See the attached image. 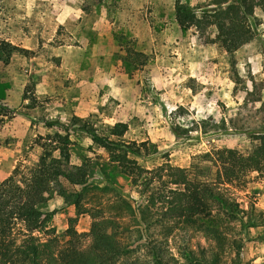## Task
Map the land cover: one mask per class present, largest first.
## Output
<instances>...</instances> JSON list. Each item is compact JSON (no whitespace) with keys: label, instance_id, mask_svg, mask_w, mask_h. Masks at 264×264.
I'll return each mask as SVG.
<instances>
[{"label":"rangeland","instance_id":"obj_1","mask_svg":"<svg viewBox=\"0 0 264 264\" xmlns=\"http://www.w3.org/2000/svg\"><path fill=\"white\" fill-rule=\"evenodd\" d=\"M177 2L199 13L212 8L210 0L0 1V44L28 51L0 56V115L10 111L0 116V182L18 164L37 161L35 140L55 133L46 126L55 119L127 124L126 142L149 144V153L137 159L149 170L164 162L193 169L203 166L201 156L220 149L253 150L255 136L264 133V7L255 10L258 38L232 57L221 41L209 42L214 29L205 36L182 31ZM74 140L96 150L88 137ZM86 150L82 154L95 159ZM96 153L103 155L98 162H107ZM81 163L78 156L71 160ZM108 170L109 181L92 173L84 190L63 181L70 193L82 195L79 208L51 193L44 209L52 213L50 236L63 245L70 228L87 235L99 212L122 225L120 264H155L154 247L169 264H212L215 243L183 222L163 223L153 211L144 216L138 187ZM231 193L242 209L254 204L263 224H237L229 237L242 241L240 257L220 252L216 264H264V173H251Z\"/></svg>","mask_w":264,"mask_h":264},{"label":"trees","instance_id":"obj_2","mask_svg":"<svg viewBox=\"0 0 264 264\" xmlns=\"http://www.w3.org/2000/svg\"><path fill=\"white\" fill-rule=\"evenodd\" d=\"M208 7L212 8L199 13L189 3L177 2L175 18L181 30L194 29L205 36L214 29L217 35L209 42L221 41L232 57L258 38L255 10L264 7V0H210ZM14 52L28 51L0 44V56L9 58ZM4 112L1 120L10 114L7 109ZM46 126L55 133L36 138L35 145L41 149L37 161L18 164L11 176L0 182V264H120L125 250L122 225L104 219L99 212L92 215L87 235L70 228V241L63 245L46 231L52 213L44 209L51 193L58 191L79 208L82 195L70 193L63 181L84 190L92 173L109 181L108 169L110 174L117 172L131 179L138 187L146 203L144 216L153 211L163 223L183 222L215 243L212 264L218 262L220 252L225 255L233 251L236 258L240 257L242 241L229 237L238 231L237 224L252 228L263 224V213L254 204L242 209L231 187L246 185L251 173H264V133L255 136L254 148L248 154L225 148L201 156L203 166L194 165L193 169L175 168L164 162L149 170L137 160L149 153V144L126 142L129 127L125 123L97 127L94 122L74 117L69 124L55 119ZM83 136L90 138L95 147V151L87 149L96 155L95 159L84 156L86 149L74 140ZM96 151L102 152L107 162H98L103 155ZM74 156L80 158V165H71ZM64 163L70 166L66 168ZM211 169H216L215 175ZM41 232L46 235L44 240L35 235ZM152 250L155 264H169L158 247ZM233 264H238L237 260Z\"/></svg>","mask_w":264,"mask_h":264},{"label":"crops","instance_id":"obj_3","mask_svg":"<svg viewBox=\"0 0 264 264\" xmlns=\"http://www.w3.org/2000/svg\"><path fill=\"white\" fill-rule=\"evenodd\" d=\"M80 16H81V15H78V16H76V18H78V19H79V18H80ZM64 18H66V17H64ZM47 22H48V21L46 20V21H45V23L47 24Z\"/></svg>","mask_w":264,"mask_h":264}]
</instances>
